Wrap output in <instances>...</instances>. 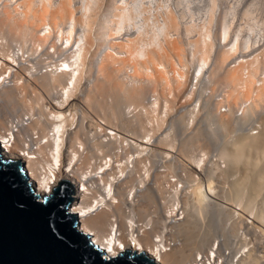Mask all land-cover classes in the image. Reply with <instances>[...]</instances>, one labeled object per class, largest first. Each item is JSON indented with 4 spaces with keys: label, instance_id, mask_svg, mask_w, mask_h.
Returning a JSON list of instances; mask_svg holds the SVG:
<instances>
[{
    "label": "bare ground",
    "instance_id": "obj_1",
    "mask_svg": "<svg viewBox=\"0 0 264 264\" xmlns=\"http://www.w3.org/2000/svg\"><path fill=\"white\" fill-rule=\"evenodd\" d=\"M103 1L0 0V151L42 196L72 180L80 232L114 257L264 264V245L238 255L231 243L247 220L264 243V50L248 59L252 35L225 15L212 36V8L202 25L185 23L181 46L169 10L150 22L142 0L100 11ZM129 26L134 35L122 36ZM169 117V130L194 129L177 150L169 130L157 134ZM210 156L228 167L221 179L238 164L252 171L220 190L213 173H195ZM207 214L200 233L197 216Z\"/></svg>",
    "mask_w": 264,
    "mask_h": 264
},
{
    "label": "water",
    "instance_id": "obj_2",
    "mask_svg": "<svg viewBox=\"0 0 264 264\" xmlns=\"http://www.w3.org/2000/svg\"><path fill=\"white\" fill-rule=\"evenodd\" d=\"M57 191L42 196L22 163L0 151V264H158L143 254L114 257L92 245L73 215V181Z\"/></svg>",
    "mask_w": 264,
    "mask_h": 264
},
{
    "label": "rangeland",
    "instance_id": "obj_3",
    "mask_svg": "<svg viewBox=\"0 0 264 264\" xmlns=\"http://www.w3.org/2000/svg\"><path fill=\"white\" fill-rule=\"evenodd\" d=\"M128 1H130V0H128ZM73 2L75 3L76 6H78L77 3L79 2V0H73ZM106 2H107V5H106ZM139 2H141V0ZM212 2H213V4H212ZM101 3L102 2L99 3V6H101L100 11H103L108 6V0H104L103 3L102 4ZM141 3H143L145 7L148 6L147 9L150 12L147 10L146 13L147 12H149V13L147 15L145 13V16L149 19V21H150V19H152L151 21L161 20L162 15L165 14L166 10L167 11L169 10L170 13L173 14V17L175 16V19L177 20V24H179V25H177V27H178L177 34H178V36L179 35L180 36L177 38V40H174V43L181 44V46L184 45V35L183 34H184V25H185V23H187L189 21H192L195 24H197L196 25V27H197L203 21L205 22L206 20H208V14L210 12V9L212 8L213 9L212 12H211L212 19H211V22H210L211 25L209 26V30L211 31L212 36H215L217 34L218 28H219V22H220L222 16L225 15V22H226V24H229V22L231 23V29L232 30H233L234 27L235 28L236 27L237 28H242V34L248 33V34L252 35V38H253V41H254L253 42L254 45L251 48L250 54L247 53V55H249V56H247L248 59H250L249 57H251L250 55H252V53H253V56H255L260 51L264 50V0H142ZM102 5H104L106 7H103ZM157 8H158V10H157ZM163 12H164V14H163ZM245 12L247 13L246 16H244ZM152 17L153 18L155 17V18L153 19ZM179 17H180V19H179ZM190 17L192 19H190ZM138 20H139V22H138ZM178 21H179V23H178ZM137 22L138 23H136V26H138L137 27V29H138V28H140L139 27L140 26V18L137 19ZM200 25H202V24H200ZM130 27L131 26H129V28H127L126 30L124 29L122 31V33H121L122 36H124L123 34L134 35V33H133V31H131ZM193 35H195V34H193ZM263 52L260 54L261 56L264 55ZM260 55H259V57H260ZM245 56H246V54H245ZM211 58H213V55L211 56ZM228 59L230 60V58H227V60ZM258 60L262 61V58H259ZM260 63H261V65H260ZM260 63L257 66V71H258V68H260L259 69L260 71H263V69H264V66H262V64H264V59H263V62H260ZM259 65H260V67H259ZM217 77L221 81L220 84H222V81H223L222 76L217 75ZM251 117H249V118L247 117L246 120H250ZM254 118H256V117H254ZM170 120L171 119L169 117L167 119V121H165V123L161 126V128H160V130L158 131L157 134L161 133L160 135H162L164 132L166 134V131L169 130V128H170ZM244 121H245V119H242V121H240V124L243 123ZM165 124H167V125H165ZM181 127L182 126H180L179 128L173 127L172 130L171 129L169 130V132L171 133V138H172V140L175 143V149L174 150L178 149V145L181 144L183 138L187 137L186 135L188 133L191 134V133L194 132V129H193V131H192V129L189 130L190 127L186 128L187 130H185V129L183 130L182 129L183 127L182 128ZM211 128L214 129V130H217L216 127L212 126ZM233 132L234 131L230 132L231 136L233 135ZM189 134H188V136H189ZM225 139H227V140L230 139V135L228 134V138H225ZM227 140H225V141H227ZM225 141H223V142H225ZM204 142H205V144H207V145L204 144V146L206 147V149L209 148V153H210V150H212L213 146L209 145L210 147L212 146L211 149H210V147L208 146L209 143L208 142L206 143L205 140H204ZM204 142L199 140L198 143L200 145H202ZM200 148H203V146L202 147L200 146ZM174 155L177 156L176 154H174ZM252 155L255 156L256 153L253 152ZM208 158H209V161L205 162V165L202 167V169H200L199 172H195L196 175L200 178L201 181H204L205 178H206L205 176L207 174H210V173H213V177H214V179H216L221 174V173L219 174L221 169H224L225 167L228 168L227 166H225L226 164H224V163H223L222 167L215 165L213 160H216V158H212L211 156L208 157ZM261 159H262V161L264 160V155L261 157ZM179 160L183 161L184 159L180 158ZM240 163H242V162H240ZM263 163H264V161H263ZM241 165H244V164H240V165L238 164V167L240 169L238 172L240 174L245 168H246L247 172H249L248 170H251V168H247L248 165L247 166L245 165L246 167L245 166H241ZM187 166L189 167V165H187ZM250 166L251 165H249V167ZM243 167H245V168H243ZM233 171H234L233 169H230V170L229 169L228 170L225 169L224 171H221L222 173L226 172V174L224 175L225 177H223L224 180L221 179L222 177L219 178L220 177L219 176L218 177L219 180L218 181L215 180V182H214L215 184H217L218 182H219V184H221V185H219V186H221L220 190H223V191L226 190L227 191V189H226V188H228L227 187V184H228L227 181H232L235 178L236 174L239 175V173H236L234 175L233 173L235 171L234 172ZM221 176H223V175H221ZM222 187L224 189H222ZM227 206H225V207H227ZM227 208H228V209H226L227 212H230V211L233 210L232 206H228ZM245 213H244V211H241L240 215L244 216ZM229 217H230V214L226 217V219L228 220ZM197 218H198L197 219V225H196L197 229L200 231V233L202 231L204 232L205 228H207V225L209 227V224H210L209 222H210V219H211L210 215L207 214V215H204L203 217L197 216ZM227 223H228V221L223 223V225L221 226L222 229L223 228L224 229L227 228V226H226ZM256 225H258V224H255V226ZM214 230L215 229L212 228V231H214ZM212 231H211V236H212ZM217 232H218V230L216 231V233ZM197 234L199 235V232H197ZM227 234H228V232L225 234L224 239L228 238L229 234L228 235ZM211 236L210 235L208 236V238L210 239L209 243H210V241L212 242V240H213L212 239L213 236L212 237ZM258 238L259 237H257L255 240H260V238L259 239ZM260 241H256V242L258 243ZM263 245H264V243H263ZM255 248L256 247H254V249ZM254 249H252V250H254ZM258 251H260V252H258ZM257 253L261 254V249H256V253L254 251V254H257ZM244 258L245 257H242V259H244Z\"/></svg>",
    "mask_w": 264,
    "mask_h": 264
},
{
    "label": "built area",
    "instance_id": "obj_4",
    "mask_svg": "<svg viewBox=\"0 0 264 264\" xmlns=\"http://www.w3.org/2000/svg\"><path fill=\"white\" fill-rule=\"evenodd\" d=\"M237 212H239L241 214L240 211H238V209H236ZM246 215L244 216H241L242 218H246L247 219V216L245 217ZM234 222H235V225L238 223L239 219L238 217L236 216V213H235V217H234ZM249 220H247V223H244L243 226H235L234 228V237L232 239V250L234 251V253L237 252L238 255H244L245 253H247L248 251L254 249V247H256V249H262V245L263 243L262 242H259L257 243L255 241V239L257 237H260V235L258 234L257 231H252L250 229V224L248 222Z\"/></svg>",
    "mask_w": 264,
    "mask_h": 264
}]
</instances>
